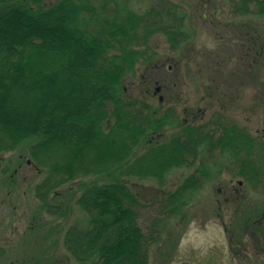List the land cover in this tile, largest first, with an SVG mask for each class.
Wrapping results in <instances>:
<instances>
[{
	"label": "trees",
	"instance_id": "obj_1",
	"mask_svg": "<svg viewBox=\"0 0 264 264\" xmlns=\"http://www.w3.org/2000/svg\"><path fill=\"white\" fill-rule=\"evenodd\" d=\"M48 1L0 0V158L28 144L45 173L36 196L54 216L66 214L56 191L78 182L77 205L88 224L64 235L76 264H151L150 247L165 239L170 222L187 223L192 195L215 173L264 194V133L252 134L224 112L198 122L128 93L127 79L142 81L140 69L157 56L155 35H165L172 49L191 42L181 5L154 0L142 10L135 0ZM227 1L232 18L264 17V0ZM178 168L194 170L167 190ZM133 179L157 182L163 192L148 218ZM263 211L257 208L256 217ZM257 255L243 260L264 264ZM5 256L0 247V262Z\"/></svg>",
	"mask_w": 264,
	"mask_h": 264
},
{
	"label": "rangeland",
	"instance_id": "obj_2",
	"mask_svg": "<svg viewBox=\"0 0 264 264\" xmlns=\"http://www.w3.org/2000/svg\"><path fill=\"white\" fill-rule=\"evenodd\" d=\"M153 1L135 0L133 4L144 10ZM171 1L187 13L192 40L172 49L165 35H155L151 44L157 56L148 69H140L142 81L127 79L128 93L155 103L162 97L164 107L175 106L183 118L198 122L224 112L252 134L263 135L264 17L232 18L227 0ZM147 83L150 91L145 89ZM157 88L160 92L155 94ZM193 170H171L166 189L174 190ZM212 176L192 195L187 223L170 222L164 230L165 239L150 247L151 264H237L230 251L234 241L240 245V259L257 255L253 248L260 246L252 242L261 226L256 210L264 209V194L244 186L241 178L228 172ZM44 177L29 156L28 144L0 158V247L6 250L0 264H76L64 246V235L72 225L86 228L88 224L77 205L78 182L66 183L56 191L57 204L66 209V214L58 217L48 213L36 196V185ZM131 182L144 205L142 217L152 216L154 202L163 193L158 183Z\"/></svg>",
	"mask_w": 264,
	"mask_h": 264
},
{
	"label": "flooded vegetation",
	"instance_id": "obj_3",
	"mask_svg": "<svg viewBox=\"0 0 264 264\" xmlns=\"http://www.w3.org/2000/svg\"><path fill=\"white\" fill-rule=\"evenodd\" d=\"M158 92H160V91L156 90L155 94H157ZM160 100L163 101V98L160 97ZM263 214H264V211H263ZM259 221L262 223L261 229H263L264 228V216L262 218H260ZM256 236H257L256 241H254V242H252L251 240L250 241L252 242V244L254 246H257V247L260 246V248L258 250H257V248L256 249L253 248L254 251H255L253 254H255V253L256 254H262V256L264 257V246H263V243H262V239L261 240L259 239V234L258 233H256ZM233 241H234V239H233ZM239 247H240V245L238 244V242L234 241L233 244L230 245L231 255L234 257L235 261L238 262L237 264H247L248 262L246 263L245 260L240 259V254L241 253L238 250Z\"/></svg>",
	"mask_w": 264,
	"mask_h": 264
}]
</instances>
